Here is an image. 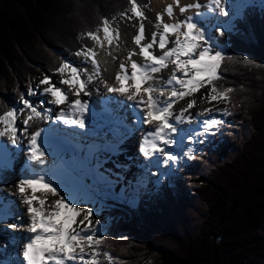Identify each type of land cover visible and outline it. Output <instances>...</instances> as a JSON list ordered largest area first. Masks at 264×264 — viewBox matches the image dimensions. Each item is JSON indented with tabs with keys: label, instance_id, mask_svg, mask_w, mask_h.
<instances>
[{
	"label": "trees",
	"instance_id": "16d2710c",
	"mask_svg": "<svg viewBox=\"0 0 264 264\" xmlns=\"http://www.w3.org/2000/svg\"><path fill=\"white\" fill-rule=\"evenodd\" d=\"M129 8V0H0V114L73 60L84 33ZM215 37L226 57L215 84L234 89L231 115L217 119L194 158L140 185L136 204L105 200L98 252L114 264H264V5L248 2Z\"/></svg>",
	"mask_w": 264,
	"mask_h": 264
},
{
	"label": "snow or ice",
	"instance_id": "6c2138e0",
	"mask_svg": "<svg viewBox=\"0 0 264 264\" xmlns=\"http://www.w3.org/2000/svg\"><path fill=\"white\" fill-rule=\"evenodd\" d=\"M129 4L130 8L122 12L121 16L126 20L136 19L138 21V24L134 25L137 28V34L133 37V42L138 46L139 52H130L128 59L131 60L132 55L138 54L143 57V62L132 60L131 71L127 65L121 63L119 65L120 72L115 77L119 86L108 87L105 85V87L109 93H118L120 96L126 97V102H130L132 115L139 125H151L154 121H158L155 128L147 131L142 138L140 151L143 157L149 160L157 157L162 159L165 164L178 163L181 157L171 151H166L165 146L177 143L175 135L180 131L178 124L183 123L185 112L193 108L196 102L193 100L187 105V108L180 109L178 112L174 111V105L180 99L190 96L206 86H211L210 92L205 94V98L209 99V102L221 99L231 102L230 94L234 89L228 87L220 90L215 84L217 80L224 78L220 69L226 59L225 53L216 42L213 27L200 19L207 17L209 13L216 16H229V0H208L204 5L197 2L180 6L181 13L192 8L200 9L202 7L206 8L208 12L198 11L195 16H187L179 22H165L164 14H157V23L154 25L157 31L151 33L148 43H144L148 39L143 22L147 17L142 6L138 0H129ZM176 5L179 6V0H176ZM166 12L168 17H173L174 6L168 5ZM112 24L113 21L105 17L95 30L87 31L83 35L101 48L106 43L111 49L114 42L118 47L119 28L112 27ZM227 24V21L224 24H216L215 32L219 36H223L228 30ZM101 30L102 36L100 35ZM170 44L172 46L168 47ZM157 49L159 54H157ZM75 55L83 56V62L92 65L93 74L85 76L88 69L81 68L73 61L62 60L56 69L62 79L53 83L52 78L45 75L39 82L40 85H47L39 94L49 97L48 100L33 102L30 97L38 94V89L29 88L27 90L28 98H25L24 94L20 96V108L12 107L0 114V125H3L0 128V138L8 137L12 145L18 146V132L21 136H28L29 156L27 159L38 165H48V157L52 153L46 152L42 146L44 141L41 139V135L45 129L29 133V128L31 121L43 120L53 115L52 108L44 107L46 103L56 106L68 105L71 115L62 109L55 117L57 122L79 129L87 127L85 114L89 112V106L87 102L80 99V96L82 93L90 95L87 87L88 82L92 81L94 76L99 75V62L96 59L95 47L82 45ZM227 59L232 58L228 57ZM244 63L251 65L253 62L245 60ZM169 64L173 66V70L169 76L160 77L164 83L159 85L161 89H172L171 95L165 98L163 90L160 91L159 96L155 94L158 86L150 84L149 81L156 78V73L168 68ZM128 81L133 83L126 84ZM141 92L148 94L147 99L140 95ZM69 96H74L75 99L69 101ZM25 111L28 115L21 121L22 128H18L17 120ZM221 115H231V112L223 110ZM124 119L126 118H121L119 122L124 129H127L128 126L124 124ZM188 119L191 121V116ZM221 122L209 119L202 123L207 131ZM124 134L126 132L121 134V138ZM0 148H3V145H0ZM106 150L112 151V147L108 145ZM185 155L194 158L191 148ZM2 182L3 175L0 174V183ZM17 188L20 203L27 207L19 215L0 216V223L5 224L6 229L17 231L26 229L23 242L17 251V255L22 256L23 264H100V256H105L107 261L114 264L111 253L86 251L88 248H98L104 241L103 234L98 236L93 227L92 217L95 213L92 207L81 206L83 203L81 199L60 188L59 185H55L54 181L46 178V175H41L33 169H26V175L19 180ZM38 191L41 192V196L37 195ZM49 194L58 197L51 204L47 202ZM0 205H3L2 200H0ZM25 216L27 217L26 222H24ZM99 224L100 221L96 220L95 225ZM9 246L11 245L0 244V247Z\"/></svg>",
	"mask_w": 264,
	"mask_h": 264
},
{
	"label": "rangeland",
	"instance_id": "374dc122",
	"mask_svg": "<svg viewBox=\"0 0 264 264\" xmlns=\"http://www.w3.org/2000/svg\"><path fill=\"white\" fill-rule=\"evenodd\" d=\"M166 1H168V2L170 1V3L173 2L171 0H166ZM183 1L184 0H179V7H180V4H183ZM248 2H256L260 5H264V0H246V2L238 10L236 9L234 15L232 16L233 18H231L232 20H231L230 24L226 26L228 28V30L231 28L229 26L231 25V23H233V20L236 17V15L240 14L242 7H244L246 4H248ZM175 4H176V1H175ZM176 7L177 6H174V16L168 17L166 10H160L159 12L156 11L153 0H150V3L148 5L142 6V10L144 11V13L147 17V19H145L143 21L145 24V34L148 37V39H146L144 41V43H148L150 40V37H151V33L154 31H157V29L154 27V25L157 23V21H156L157 14L163 13L164 14V21L168 22V23H172V22H179V21L183 20L184 18H186L187 16H189L188 12L191 10H192L191 12H194L195 14L198 11L199 12L207 11L206 8H200V9L192 8V9H189L185 13H181V12L178 13L176 10ZM115 19H114L115 21L113 22L114 28L118 27L119 31H121L122 34L123 33L127 34L120 27L122 22H124V23L126 22V19H124L122 16H117ZM221 19L225 20L227 18H221ZM208 25L211 26L213 24H208ZM212 27H213V35L215 36L216 35L215 26H212ZM160 30L162 31V29H160ZM136 34H137V29H136V32H134V36ZM86 38H87L86 36L82 37L83 45H87V42L85 40ZM120 40H121V36H120ZM120 40H119V46L118 47L116 46L115 42L112 46V52L114 54L118 53L121 50ZM216 42H217V40H216ZM219 45L223 50L224 46H222L220 43H219ZM136 49H137V51L131 50L130 52L138 53L139 48L137 47V45H136ZM157 51L159 53L158 49H157ZM129 53L127 54V57H126L127 59H128ZM96 59L99 62L98 78H100L105 73L102 71V66H101V63L99 61L98 55L96 56ZM68 60L75 62L81 68H83L84 66H88V71L85 73V76L93 74L92 65L90 63H84L83 62L84 61L83 56L75 55L73 60H71L70 58ZM132 60L142 63L143 57L138 55V54L132 55L131 60L128 59L127 61H124L122 63L129 66L131 64ZM119 65L120 64L116 61V62H113L112 65H110L107 68V70L111 73V75H112V77H114V79H115L116 73L120 72ZM162 73H164V71ZM166 74L169 75L170 74L169 71H167ZM45 75L50 76L52 78L53 83H56L57 81L62 79V77L57 72H53V73L45 72V73L41 74V76L36 81H34L32 85H30L29 87L28 86L25 87V94H24L25 98H28L27 97V90L29 88H32V89H38V94L30 97V99L33 102L46 101L49 99V97H46L42 94H39L42 92L44 87H47V85H40L39 84V82L44 78ZM164 75H165V73H164ZM90 82H93V80ZM163 83H164V81L161 80V82H159L158 86L163 84ZM57 86H60V85H57ZM87 87H88L89 92L90 91L96 92V94H97V92L102 93L105 91L104 89H101L97 83L91 84V85H89V83H88ZM210 87L211 86L203 87L199 91H197L196 93L183 98L181 100L182 102L180 101V104L175 109L176 112H178L180 109H185V108H187V105L194 100L196 102L194 107L189 109L184 114V122H183V126L181 128L188 129V128H192L193 124H200V127H199V125H197L199 127L197 129V131H195V132L193 131L194 134L189 136L190 141L188 140L189 141L188 143H183L184 141L181 142L182 148H179V151L174 153V154L179 155L181 157V159H180L181 162L185 158H187L185 153L188 151L189 148L192 149L193 153L195 151H198L200 149L201 145H203V143L207 142L210 139L209 133L213 129L215 130L216 127L218 126V124L214 125L213 127L209 128L207 131H205V125L202 122L205 120H209V119H216L217 120L218 118L220 119V118H223V116H225V115H221V112L223 110H226L225 109V101L223 99L218 100V101L209 102V99L205 98V94L210 92ZM106 91H107V89H106ZM86 98L89 99L90 97H88L82 93L80 96V99L84 102H88V104L91 105L92 104L91 101L87 100ZM74 99H75L74 96H69V101L74 100ZM49 105H51V104L46 103L44 105V107L49 108ZM20 106L21 105H20V99H19L17 101L16 105H14L13 107L20 108ZM52 106L55 108L54 109L52 107V111H53L52 116L56 117V115L59 114V112L62 109H61V107L56 109V105H52ZM95 109H98V108H95ZM63 110L68 112L69 111L68 105H66L65 109H63ZM206 110H210V111H206ZM68 114H69V112H68ZM27 115H28V113H27V111H25L23 113V115H21L19 117V119L17 120V127L18 128H22L21 121ZM52 116L50 118L43 119V120H46V124L44 126L41 123L42 121L40 122V120L31 121L29 133L35 132L36 130H38L41 127L51 126L50 124H48V122L51 120V118H53ZM189 116H191V118H192L191 121L188 119ZM54 119L55 118H53V120ZM85 119H86L87 127L85 129H79V128L78 129L80 131L86 130L88 132H91L93 127H92V129H90L91 123L87 119L86 116H85ZM59 126L60 125H58V127ZM95 126H97V125L95 124ZM2 127H3V125H0V128H2ZM93 130H95V129H93ZM193 130H196V127L193 128ZM18 137H19V145L18 146L12 145L11 141L8 139V137L0 138L5 143H7V147H8L7 150L4 149V147L0 148V174L3 175V182L0 183V200L3 201V205H0V216H4V217L12 215L13 211H17L20 214L27 207L26 205L21 207V205H23V204L20 203V200L18 198L19 192H18L17 185L19 183V180L26 175V171L24 169H22L21 167H23L24 163L26 164L28 161L25 162L24 160L20 159V156L22 155V153L17 152L18 151L17 147H19L22 143H24V144L28 143V136H21V134L18 132ZM82 137L85 138L84 136H82ZM138 137H139V141H141L142 135L140 132L138 134ZM102 139H103V136H100V137L92 138V140L90 142L91 143L92 142H94V143L100 142V141H102ZM0 144H2V143H0ZM24 147L25 146L23 145V148ZM89 149H90V147H89ZM93 149L92 150H84L81 153L79 152L78 154H74L73 156L71 155V157H70L68 155L67 156L66 155L59 156V155L53 154L54 149H53V147H51V150L48 152H51L52 155H50L48 157V160H49V164H51V163L53 165L58 164V166L63 165L65 163L63 170L60 171L61 173L54 178V181L56 182L57 185H59L60 188L74 194L75 197L81 199L83 201L81 206H89V207L93 208L94 213H95V215L92 217L93 222H94L93 227L96 229L98 236L102 233L101 226H102L103 222L106 221V215L104 213V210H102V207L104 206V204H103L104 200H106V201H111L114 199H119L120 201L124 200L125 195H126V191H127L126 189L127 188H134L135 192H134V194L131 195L130 202H132L133 204H136L135 201L137 200V195H139L138 187L140 185L145 183V181L148 182V184L159 182L160 179L163 178V175H166V174L168 175L170 173L171 169L177 168V166L179 165V162H180V161L178 163L169 162L168 164L164 163L163 164L165 166L164 170L162 171V173H159V175H158V172H157L158 170L155 169V172H152L154 170H150V171L148 170L151 167L150 165H147V164H145L144 166L142 165L147 160V158L142 157L141 163L142 162L143 163L139 166H136L139 163L134 164V168H132L131 170L129 169V171H128V168H126V166H124V164H123L124 162L120 158V153H118L117 155H114L115 153H117V152H115L111 155L107 154L104 157H99V158H97L96 156L93 155L92 158L89 159V156L92 154V152H94ZM11 151L14 152L16 155L14 156L12 153L10 154ZM118 152L123 153L122 150H119ZM135 153L136 152L134 151V148L132 146V149L129 152V154L131 156H134ZM111 156H113L114 159H111L110 158ZM123 158L125 161L126 160L129 161L128 158H130V157H128V155L127 156L124 155ZM160 161H162V159ZM30 162H32V161H30ZM162 163H163V161H162ZM48 165H42V166L44 168L52 167V169H59V170L61 169V166L56 168L55 166L54 167L53 166L48 167ZM130 171H131V173H130ZM128 172H129V174H127ZM136 175H140V176H136ZM41 195L42 194L40 193L38 196H41ZM57 198H58L57 196L49 194L47 196V202L49 204H51ZM132 200H134V202ZM7 203L11 204L10 208H8V210H6L7 209L6 208ZM96 220L100 221L99 225H95ZM8 222H11V221H8ZM11 231L14 232V235L11 233ZM2 232L4 234H3V236H0V244H9L11 246H9L8 250H6L5 252H4V250L6 249V247H0V264H6L5 262H7V261H10V262H12L11 264H14L12 261L13 259H14V261L18 260V263L16 262V264H21V258L17 259V256H16V254H17L16 251H18V249H19V247H17L16 244L18 242L22 241L21 236L18 238L16 237L18 235V233H20V231L12 230V229H6V225L3 223H0V234ZM22 236H23V234H22ZM99 248L100 247H98L96 249L91 248V252L93 250L98 251ZM86 251L90 252V249H86Z\"/></svg>",
	"mask_w": 264,
	"mask_h": 264
},
{
	"label": "bare ground",
	"instance_id": "6f19581e",
	"mask_svg": "<svg viewBox=\"0 0 264 264\" xmlns=\"http://www.w3.org/2000/svg\"><path fill=\"white\" fill-rule=\"evenodd\" d=\"M171 1H173V2L170 3V1L168 2L166 0H153V3L155 5L156 11L159 12L160 10H166V7L168 5L177 6L175 4L176 0H171ZM238 1L239 2H244L245 0H238ZM197 2H199L202 5H204V4H207L208 0H184L183 4H180V6H184V5H188V4H195ZM229 4H230V0H229ZM179 8H180L179 6L176 7V10H177L178 13L180 12ZM202 8H204V7H202ZM191 11L188 12V15L189 16H195L196 14L194 12H191ZM207 12H208V10L207 11H203L202 13H207ZM221 18H227L228 20L227 19L223 20ZM231 18H233V17L232 16H227V17H225V16H216L215 14L209 13L207 15V17H202L200 19H201L202 22H204L206 24H213L215 26L218 23L219 24H224V22H226V21L228 22L227 25H229L231 20H232ZM137 24H138V21L136 19L126 20L125 23L124 22L121 23L120 27L127 34H125V33L122 34L121 31H119L120 32V36H121V40H120L121 50L118 53H116V54H114L112 52V47H111V49L108 48L106 43H105V46L103 48H101L98 45H95L94 42L91 41L89 38L85 39L86 42H87V45L89 47H95L97 55H98V58H99V61H100L101 66H102V71L105 73L100 78H98V76H94L95 78L93 79V82H88L89 85L97 83L98 86L101 89H104L105 91L107 89V87H105V85H107L108 87H118L119 86L118 82L116 81V79H114V77H112L111 73L107 70V68L110 65H112L113 62L117 61L119 64H121L122 62L127 61L128 60L126 58L127 54L131 50L137 51L136 45L133 42L134 32H136V29H137L136 27H134V25H137ZM213 25H211V26H213ZM112 27H114V24H112ZM100 35L101 36L103 35L102 34V30L100 32ZM171 46L172 45L170 44L168 47H171ZM138 52H139V49H138ZM157 54H159L158 51H157ZM130 65L128 66L129 71H131ZM83 68L88 69V66H84ZM172 70H173V66L171 64H169V67L163 70L166 76L164 75V73H162L163 71L160 72V73H156L155 74L156 78L153 79L152 81H149V83L158 86L159 82H161L160 77L161 76H165V77L169 76L171 74ZM167 71H169V73H170L169 75L166 74ZM118 73L119 72H117L116 75ZM116 75H115V77H116ZM132 83H133L132 81L126 82V84H132ZM159 88L160 87L158 86L157 87V92H159V93H155L157 96H159L161 90H163L165 98H167V97H169L171 95V90H172L171 88H164V89H161V88L159 89ZM105 91L102 92V93L97 92V94H96V92H91L90 91V95H86V96L90 97L89 99H87V98L86 99L90 100L92 104L90 105L87 102V104L89 106V112L86 113L85 116L87 117V119L91 123L90 129H92V127L94 129V126L96 124L97 125V126H95L96 130L92 129L91 132H88L86 130H81L80 131L78 128H74L72 126H68V125H65L62 122H60L62 130H64L65 132L64 131H63L64 133L63 132L62 133L54 132V135H55L54 139H53L54 141H51L49 143L53 145L54 149H58L59 151H65V149H67L68 152L76 151V150H78V148L80 146H87L88 150H92L97 145H102V144H105V145L107 144V146L110 145L112 147V151H108L106 149H101L99 152H95L94 149H93L94 152H92V154L89 156V159H91L93 155L96 156L97 158H99V157H104L107 154L111 155V154L117 152L114 155H117L118 153H120V158L124 162L123 163L124 166H126V168H128V171H129V169L131 170L132 168H134V164L139 163L138 165H136V166H139V165H141L143 163V162L141 163V159H142L143 155H142V153L140 151V148L142 146V139H141V141H139V137H138L139 132L141 133L142 138H143V136L146 134L147 131L153 130L155 128V126L158 123V121H154V123L151 124V125H149V124L140 125L138 127V129L134 132V129L136 128L135 122L138 123V121L135 120V117L134 118L130 117L129 120H130V122L132 124L130 123L128 125L127 129H124L121 125L120 126L118 125V127H117V130H118L117 133L118 134L115 135V133L111 129H109V128L106 129V127L102 126V125L107 124V123L110 125V123H109L108 120H105L103 117H100V115L97 113V110L99 109L100 106H102V104H107V102H108L111 109L117 110L116 107L120 106L121 107V111L118 112L119 114H121L120 119L121 118H126V116H128L127 110L130 108V106H129L130 102H126V97L120 96L118 93H109L108 91H106V92ZM140 95L144 99H147V95H148L147 93L141 92ZM99 100H102L103 103L100 102ZM181 100L182 99H180L174 105V111H175L176 107L180 104ZM121 102H124V103H121ZM66 105L67 104H62L61 106H56V109H58L59 107H61V109H65ZM52 107H53L52 105H49V108H52ZM95 108H98V109H95ZM68 112H69V115H71L70 110ZM52 117L55 118L54 116H52ZM53 118H51V120L48 122V124L55 125V124L59 123V122L56 121V119L53 120ZM124 121H125V119H124ZM40 122L43 124V126L46 124V120H40ZM193 125H196V124H193ZM182 126H183V123H179L178 124V128L180 129V131L175 135V139L177 140V143L174 144V145H171V146H165L166 151H171V152L175 153V152L179 151V148H182L181 142H183V137L188 134V133H186L187 129L181 128ZM47 127H50V126H47ZM125 132H126V134H124L123 137L121 138V134L125 133ZM46 134H47L46 132H42V135H41V139L44 142L46 141V137H45ZM109 134L110 135L112 134L114 137L111 138ZM103 135L105 137L102 140V142L101 141L100 142H95V143L94 142H92V143L90 142L92 140V138L100 137V136H103ZM82 136H84L85 138H83ZM135 142L136 143L138 142V143L136 144ZM187 142H189V141L185 140L183 143H187ZM2 143H3L2 145H3L4 149L7 150V148H8L7 147V143H5L3 140H2ZM27 144L28 143H26V144L22 143L20 145L18 151H17L19 153L20 152L22 153V155L20 156V159L24 160L25 162L28 161L27 158L29 156V152L27 150ZM23 145L25 146L24 148H23ZM42 146L45 148L46 152L51 150V148L47 147L45 144H43ZM132 146L134 148V151L136 152L134 156H131L129 154V152L132 149ZM89 147H90V149H89ZM104 150H106V151H104ZM119 150H122L123 153L118 152ZM11 153L14 156L16 155L12 151L10 152V154ZM124 155L125 156L128 155V157H130V158H128L129 161H127V160L125 161L124 160V158H123ZM113 156H111L110 158L114 159ZM157 156L159 157V154H157ZM156 158L157 157H154V158L151 159L153 162H155V166H157V164L160 165L158 163V161L156 160ZM64 164L63 165H59V166H61L60 170L59 169H56V170L50 169V170H46L45 173H43L41 171L42 169H44V167L42 165H38V164H36L34 162H30V161L28 163H26V164L24 163L23 167H21V168L22 169L23 168H25V169H33V170H35V172H37V173H39L41 175H46L47 179H50V180L54 181L53 178H55L56 176H58L61 173L60 171L63 170V168L65 166ZM49 166H53V167L55 166L56 168L59 167L58 164L57 165H53L52 163L49 164L48 167ZM151 170H153V169L151 168ZM49 172H52L50 177L47 176V173H49ZM130 173H131V171H130ZM127 174H129V172ZM136 176H140V175H136ZM55 185H57L56 182H55ZM40 193L41 192H39V191L37 192L38 195ZM7 205H11V204L7 203ZM7 205H6V208H7L6 210H8V208H10V206H7ZM23 206L24 205H21V207H23ZM12 215H19V213L17 211H13ZM26 221H27V218L25 216L24 217V222H26ZM11 233L14 235V232L11 231ZM3 234L4 233L2 232L0 234V236H3ZM22 234H23V236L26 234V229L24 231H20V233H18V235L16 237L18 238V237L21 236V238L23 240ZM21 243H22V241L18 242L16 244V246L19 247V245ZM8 248L9 247H6L4 252L6 250H8ZM88 249H90V252H91V248H88ZM16 253H17V251H16ZM16 256H17V259L21 258V260H22V256H18L17 254H16ZM12 261H13L14 264H16V262L18 263V260L14 261V259H13ZM5 263L6 264H11L12 262L7 261Z\"/></svg>",
	"mask_w": 264,
	"mask_h": 264
}]
</instances>
